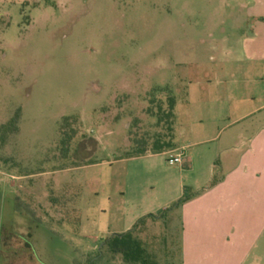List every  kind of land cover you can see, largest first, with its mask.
<instances>
[{
  "label": "rangeland",
  "instance_id": "1",
  "mask_svg": "<svg viewBox=\"0 0 264 264\" xmlns=\"http://www.w3.org/2000/svg\"><path fill=\"white\" fill-rule=\"evenodd\" d=\"M252 22L233 0H0V264H129L103 240L149 203L166 208L138 236L182 264L170 200L190 175L170 153L124 157L170 139V95L176 142L206 139L190 149L213 163L264 132V77L233 60ZM241 264H264V233Z\"/></svg>",
  "mask_w": 264,
  "mask_h": 264
},
{
  "label": "crops",
  "instance_id": "2",
  "mask_svg": "<svg viewBox=\"0 0 264 264\" xmlns=\"http://www.w3.org/2000/svg\"><path fill=\"white\" fill-rule=\"evenodd\" d=\"M233 1L253 18L251 32L239 41L244 53L234 55L233 60L247 62L248 71H252L250 67L254 64L258 76L264 77V0ZM263 108L264 102L250 112ZM205 141L178 144L175 134L176 147L171 150L124 158L165 154L184 147L185 155L179 164L192 183L184 185L182 192L170 200L174 202L185 196L183 191H192L180 206L182 264H241L253 253L264 233V132L259 130L241 145L221 150L225 156L215 163L212 160L216 156L190 149ZM202 166H208L206 184H201L197 176ZM216 175L219 176L213 184ZM165 208L149 203L140 216L129 219L123 232L130 230L138 218Z\"/></svg>",
  "mask_w": 264,
  "mask_h": 264
},
{
  "label": "trees",
  "instance_id": "3",
  "mask_svg": "<svg viewBox=\"0 0 264 264\" xmlns=\"http://www.w3.org/2000/svg\"><path fill=\"white\" fill-rule=\"evenodd\" d=\"M168 112L166 113L167 117L170 118L168 131H170V139L169 140H162L161 137H156L154 139L151 150L153 153H159L171 150L176 147L175 142V128H174V119H175V105H176V98L174 95H170L168 98ZM161 108V107H160ZM71 117H65V122L69 123V119ZM17 118L14 119L9 125L11 129L17 128ZM6 126H3L5 128ZM68 141L71 140L72 136L69 137ZM149 148H147L146 144H141V147L133 149V151L127 157L139 156L144 155L147 153ZM94 162L89 161L87 164H92ZM217 182V179L214 178L213 184ZM190 195L183 196L178 200L177 203L174 204V207H180L183 202L188 200ZM75 210V209H72ZM169 210V209H167ZM76 211V210H75ZM67 212H70L68 209ZM160 214H147L140 218L138 222L128 231L123 233H116L112 236H109L103 240V246L100 252H107L113 255L120 254L125 262L129 264H155V261L152 260L150 257V253L148 252L146 246L144 245L143 241L138 236V229L142 223L147 221L148 219L156 220L158 217H161Z\"/></svg>",
  "mask_w": 264,
  "mask_h": 264
},
{
  "label": "built area",
  "instance_id": "4",
  "mask_svg": "<svg viewBox=\"0 0 264 264\" xmlns=\"http://www.w3.org/2000/svg\"><path fill=\"white\" fill-rule=\"evenodd\" d=\"M168 154L170 153V156L168 157V161L171 164L174 163H181L183 160V157L185 155V148L184 147H179L175 149L172 152H167Z\"/></svg>",
  "mask_w": 264,
  "mask_h": 264
}]
</instances>
